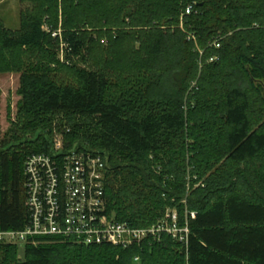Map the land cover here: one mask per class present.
I'll return each instance as SVG.
<instances>
[{"label":"trees","instance_id":"1","mask_svg":"<svg viewBox=\"0 0 264 264\" xmlns=\"http://www.w3.org/2000/svg\"><path fill=\"white\" fill-rule=\"evenodd\" d=\"M20 1L19 30L0 20V74L22 75L0 142V230L29 223L25 162L55 132L106 158L116 221L196 218L187 249L39 238L24 261L0 244V264H264V0Z\"/></svg>","mask_w":264,"mask_h":264},{"label":"built area","instance_id":"2","mask_svg":"<svg viewBox=\"0 0 264 264\" xmlns=\"http://www.w3.org/2000/svg\"><path fill=\"white\" fill-rule=\"evenodd\" d=\"M193 5L186 13L190 15ZM194 39V36H189ZM211 61H214L212 59ZM63 134L55 132L50 154H37L25 162L26 207L29 223L23 230H0V244L36 245L39 238H59L84 246L111 245L122 249L160 242L170 237L188 248L189 216L182 223L175 209L148 227H135L116 221L108 212L106 197V158L80 149L65 150ZM140 258H135L139 262Z\"/></svg>","mask_w":264,"mask_h":264},{"label":"rangeland","instance_id":"3","mask_svg":"<svg viewBox=\"0 0 264 264\" xmlns=\"http://www.w3.org/2000/svg\"><path fill=\"white\" fill-rule=\"evenodd\" d=\"M25 8H27V5L21 3L20 0H0V20L3 21L6 28L13 31L19 30L20 13ZM64 49L65 44L60 47L61 51L58 52L57 60L68 64ZM71 61L73 62L75 59H71ZM71 61L69 63L70 66L73 64H71ZM21 76L18 73L0 74V142L7 135L12 127V122L16 119L18 104L21 100L19 95ZM165 81V79H162L161 82L165 84ZM63 129L66 130V127ZM174 209L177 210L176 208ZM25 247L26 245L18 246V256L21 261L25 260Z\"/></svg>","mask_w":264,"mask_h":264}]
</instances>
